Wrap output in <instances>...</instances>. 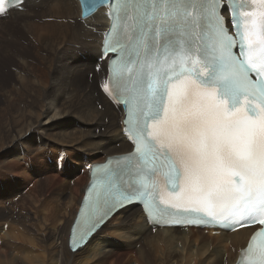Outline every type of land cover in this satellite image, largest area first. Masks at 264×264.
Returning <instances> with one entry per match:
<instances>
[{
  "label": "snow or ice",
  "instance_id": "1",
  "mask_svg": "<svg viewBox=\"0 0 264 264\" xmlns=\"http://www.w3.org/2000/svg\"><path fill=\"white\" fill-rule=\"evenodd\" d=\"M4 4L0 15L9 11ZM97 15L109 20L101 55L112 59L115 92L127 96L116 102L127 108L134 152L109 176L102 200L93 186V212L74 250L129 204L143 202L159 222L150 181L167 168L170 191L159 202L175 211L165 223L199 225L202 215L256 207L259 216L237 227L260 226L248 264H264V13L242 31L233 0L85 4L84 23Z\"/></svg>",
  "mask_w": 264,
  "mask_h": 264
},
{
  "label": "bare ground",
  "instance_id": "2",
  "mask_svg": "<svg viewBox=\"0 0 264 264\" xmlns=\"http://www.w3.org/2000/svg\"><path fill=\"white\" fill-rule=\"evenodd\" d=\"M27 6L13 13L0 44V73L9 77L7 85L0 80V264H232L251 230L152 232L136 207L116 214L82 249H68L88 166L131 146L121 136L122 109L101 92L106 19L84 23L76 0ZM44 192L48 200L40 199Z\"/></svg>",
  "mask_w": 264,
  "mask_h": 264
},
{
  "label": "rangeland",
  "instance_id": "3",
  "mask_svg": "<svg viewBox=\"0 0 264 264\" xmlns=\"http://www.w3.org/2000/svg\"><path fill=\"white\" fill-rule=\"evenodd\" d=\"M3 39V34L2 33H0V40H2ZM20 45H27L28 46V44L24 41V39H21L20 40V42H18ZM25 45V46H26ZM67 64V66L69 67V71L71 70V65L70 64H68V63H66ZM11 72H13L12 71V69H11V71H9V72H7V75H5V76H10V73ZM3 74H5V72L4 71H2L1 70V73H0V80L2 81V82H5V84L7 85V84H9V77H7V78H3ZM90 77H92V74H90ZM2 108V98H1V96H0V109ZM76 121H78V120H76ZM49 158H48V160H50L51 162L52 161H54V159L51 157V156H48ZM33 159V158H32ZM99 160H101V159H103V157H101V158H98ZM95 160V159H94ZM35 164H39V162H37V160H35V159H33L32 160ZM55 166V165H54ZM0 171H3V170H0ZM68 171H70V166L68 165ZM71 176H73V175H70V177ZM38 179H41V177H39ZM65 185H67V183H66V181L65 180H61ZM70 183L71 184H73V180H71L70 181ZM71 187H72V185H70ZM32 188V187H31ZM28 192H26V190H25V195L27 194ZM69 193V192H68ZM44 194V196H42L40 199L41 200H48L49 198H46L45 196H46V192H44L43 193ZM14 199H19V197L18 198H14ZM11 199H9V200H6L5 202H7V201H10ZM20 201V200H19ZM19 201H17V202H19ZM17 202H15L14 204H17ZM21 203V202H20ZM16 210L18 211L19 210V208H17V206H16ZM20 210H21V208H20ZM26 212H29V211H26ZM132 264H134V262L132 261Z\"/></svg>",
  "mask_w": 264,
  "mask_h": 264
}]
</instances>
